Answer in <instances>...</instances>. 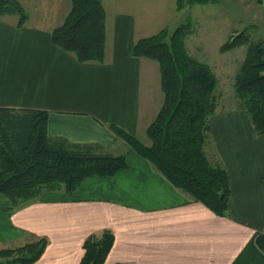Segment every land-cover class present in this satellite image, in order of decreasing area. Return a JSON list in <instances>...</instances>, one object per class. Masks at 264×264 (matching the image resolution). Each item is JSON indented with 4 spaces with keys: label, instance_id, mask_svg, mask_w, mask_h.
<instances>
[{
    "label": "crops",
    "instance_id": "1",
    "mask_svg": "<svg viewBox=\"0 0 264 264\" xmlns=\"http://www.w3.org/2000/svg\"><path fill=\"white\" fill-rule=\"evenodd\" d=\"M17 1L28 13L22 27L15 15L0 17V107L46 111L50 136L121 154L123 143L110 126L138 139L163 104L157 62L133 57L131 48L170 29L163 23L184 9L175 10L176 0H103V61L80 63L50 40L71 0ZM256 5L264 16V0ZM195 47L194 55L203 52ZM204 63L218 67L219 106L209 120L205 153L228 175L226 216L191 201L132 150L124 153L127 168L109 178H87L69 197L46 192L13 211L4 203L2 243L13 248L32 236L46 237L48 245L34 264H79L84 239L107 229L114 243L104 264H264L255 243L264 234V133L258 134L250 114L236 107L233 88L220 90L233 85L237 66L225 81L228 60Z\"/></svg>",
    "mask_w": 264,
    "mask_h": 264
},
{
    "label": "trees",
    "instance_id": "2",
    "mask_svg": "<svg viewBox=\"0 0 264 264\" xmlns=\"http://www.w3.org/2000/svg\"><path fill=\"white\" fill-rule=\"evenodd\" d=\"M103 0H71L64 22L50 35L51 43L74 54L80 63L102 62L105 49ZM213 0H176L175 9L208 4ZM261 3V0H256ZM18 17L22 27L27 11L17 0H0V17ZM192 22L173 30L163 29L138 40L131 55L157 62L163 104L146 129L149 145L111 125L116 137L147 160L173 186L187 193L217 216H226L230 185L226 171L210 163L205 146L209 120L219 103L217 78L211 67L188 53L187 36ZM189 32L191 34H189ZM228 35L219 52L246 47L235 72L236 107L247 111L255 131L264 133V41L253 42L246 32L232 40ZM48 113L33 109L0 107V196L13 211L36 200L43 192L72 194L87 178H109L127 168L124 154L96 144L72 143L47 132ZM114 243L110 230L87 236L79 264H104ZM264 255V234L255 237ZM48 245L46 237L32 236L18 247L0 248V264H34Z\"/></svg>",
    "mask_w": 264,
    "mask_h": 264
},
{
    "label": "rangeland",
    "instance_id": "3",
    "mask_svg": "<svg viewBox=\"0 0 264 264\" xmlns=\"http://www.w3.org/2000/svg\"><path fill=\"white\" fill-rule=\"evenodd\" d=\"M256 3L255 0H213L212 4L207 5H189L187 3L185 5L186 8L181 13L173 12L174 14L171 16L169 14L170 17L163 24H167L170 28L169 30H173L180 25L187 24L188 21L192 22L194 34L189 35L190 37L187 36L185 39L188 50L192 51L190 54L201 58L203 62H210L211 64L227 62L228 60L231 64L225 65L227 74H225L224 80L227 81V75L228 78L231 77L230 74L233 75L235 66L238 68L241 64L240 60H243L241 53L244 54V46L225 53L219 52L222 42L227 39L228 35H231L229 39L232 40L236 35L246 32L254 43L264 41V16L259 14ZM191 33L189 32V34ZM195 45V48L200 47L203 50V52L197 51L199 55H194L195 53H193ZM210 67L216 75V68L218 67L214 65ZM222 76L224 77L223 73H218L220 81H223ZM231 88L230 84L227 85L225 83L220 90L221 92H227ZM217 106H219V103ZM138 139L144 144L146 142L150 144L145 133H141ZM122 143L121 154H127L126 151H130L131 154L134 153L128 145L124 144V141ZM116 150L118 151L120 148L116 147ZM49 193L63 194V192ZM67 196L69 197L70 195ZM4 203H8L6 198L0 196V207ZM3 240V238H0V247L10 246L2 243Z\"/></svg>",
    "mask_w": 264,
    "mask_h": 264
}]
</instances>
